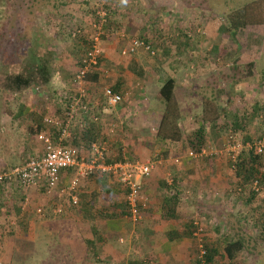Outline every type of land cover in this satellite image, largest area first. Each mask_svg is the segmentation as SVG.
<instances>
[{
    "label": "rangeland",
    "instance_id": "1",
    "mask_svg": "<svg viewBox=\"0 0 264 264\" xmlns=\"http://www.w3.org/2000/svg\"><path fill=\"white\" fill-rule=\"evenodd\" d=\"M65 2V0H0V60H2V62L4 63V65H2V68H0V75L7 72L8 69H6L5 65L10 63L11 59L15 58V55L21 57V55L24 54L25 49L28 47L27 45H29L32 40L37 43V46H42L44 43L45 45L43 48L45 49L41 47V50H47L52 53V75L50 84L44 86L39 92L34 91V89H27L23 93L13 95L0 91V117H2L3 114L1 113V111L10 112V109L12 107L17 106V102L19 100H22L24 102L23 104H21L20 108H24L25 105H27L25 104L26 100L28 105H32L33 107L34 105L36 106L34 110L40 111L41 109H43L45 110V115L49 116H53L59 113H56L55 111V108L57 106L60 111L65 106L66 99L64 95L67 92H71V78L77 67V57L80 54V52L75 50L74 48L77 44L80 45V48L83 49V46L85 44L81 41L86 40V38L89 36V32H87V30H83L85 29V27L77 23L80 22V24H84L82 20L83 18L79 17L81 16V11H83L82 8H85V11H87L82 13H84L85 16L84 19L86 21V26L89 28V22L91 23L92 21V14L91 12H89V8L95 10V7L98 8L99 6H103L107 7L108 11H110L111 7L115 5V2L110 3L109 0H86L88 5L80 3L81 6L79 7V2L82 1L70 0L69 4L73 6L69 8V12L71 13H68V11L64 10ZM129 2L130 0L126 1V4H128ZM146 2L147 3H145V5L148 6L147 16H149L150 18L148 20H151V23H154L155 25H157V27L162 26V30H160L163 31V36L170 35V46H167L168 48L166 53L160 52L159 49L157 55L155 53L154 55L150 56L142 50L141 52L134 54L137 59H135L132 55L131 57H126L128 58L126 59L128 73L130 72L128 63L129 61L132 62L133 60L137 62V64L145 72L143 73L141 79H135L130 72L131 77H133L135 80L141 81H138V84L135 85L134 80H131V84H128L123 90L127 96L130 95V97L132 96L136 100V96L140 98L137 100L138 103L135 104H140V106L144 107L147 106V109L149 110L157 109L158 112L159 110H162L163 105L159 100V97L156 98L154 95L150 96V91H152V89L155 90V87L163 83V81L170 76L175 83V87L173 88V95L177 106L182 109V112L186 111V113H190L191 116L193 114L195 119L202 117L201 115L194 113H196L197 105L201 103L203 96L205 99L207 98L206 100H208V98L214 100V103L219 107L223 106L220 107L219 111H214V113H212L211 115L209 114V117H213L214 115L217 116V125H228L229 120L232 119L231 115L234 113V111H232L233 109L235 110V112L240 109L242 113V108L249 107V105L254 104V101H257L260 106L261 104H263L264 88L260 87L259 78L262 70H264V6L250 13V24H248V30L249 32H253L254 36L248 38L251 40L254 39L252 41L255 44L250 42V45L252 46L247 48L243 47L237 55L238 58L243 57L244 59H252L253 75L248 79H245L244 82L238 83V85L233 86L234 89L239 90L238 94L228 95V92H224L222 94L218 93L215 96L213 92L209 94L210 91L208 90V87L210 86L213 89L214 87L216 88V86H218V79L220 75L227 72V67L224 65L221 66L220 62L218 60H215L216 56L209 52V48L212 44H216L223 47H229V52H232V47L229 45V41L221 36L216 30V24L221 21V18L218 15V13L221 12V8L208 9V4L205 0H170V2L165 3L162 0H146ZM103 3L105 4V6ZM59 4L62 5L60 8L58 6ZM186 5H192V7L195 9L191 10L186 7ZM66 6L65 8L67 10L68 8ZM142 8L145 9V7ZM127 9V15L129 10H131L130 13H133L135 15L137 13V4L134 2L130 3L129 8ZM139 13H141L140 10L138 14ZM68 15H70V17H74V19L68 17ZM204 16L208 17L207 21L203 19ZM140 19L142 20V18ZM194 20L197 21V23L201 24L200 30L203 32L201 40H197V33L194 31L193 33H191L189 46L185 48L183 46L177 47L176 44H178V42L175 29H181L183 33L185 29L189 30V27L192 28L193 26L194 28V25H192L194 23ZM175 24H177L176 27L178 28H175ZM146 25L148 26V29H150L149 27H151L153 24L146 22ZM41 27L42 29L44 28L43 33H41ZM60 29L62 31H59ZM57 30L59 32L58 35L62 36L63 38L61 41L62 43L59 44L53 43L54 37L52 33H56ZM74 30L79 31V35L77 37L71 36V32ZM148 32L152 33V31ZM136 35L140 36L139 34ZM116 36L118 38L119 35ZM122 37L125 40L130 36L124 37L123 35ZM104 39L105 37L101 35L99 42L100 51L102 50L101 41ZM114 50L115 57L112 58H120L121 55L119 54V50ZM81 55H83V53H81ZM101 56H103L102 53L100 54V57ZM103 59L104 57L98 59V63L100 61L102 66L106 65V63L102 62L105 60ZM60 62H62V66ZM171 66H174L175 68L171 69ZM105 71L110 70L109 68H106ZM88 76L89 75L87 74L86 81ZM145 82H147L148 85H146ZM199 84L203 87L202 90L205 93V95H202V97L197 89ZM99 86L100 85H97L96 88H98ZM140 86L141 88L143 87L142 91L144 94L140 93ZM149 86H151V88ZM146 88H150L149 91H147ZM85 92H87V89H85ZM233 92L234 91H232V93ZM25 95L28 96H26L25 98ZM205 102L207 103V101ZM238 105L239 107H237ZM22 110L23 109H21V112ZM16 112L17 111L13 112L14 114L10 115V120L17 122L21 121L22 118H26V116L16 117ZM259 119L260 116L257 119H253L252 122L249 123L247 130L245 131L246 136H243V134H241V131H225L226 127H224V130L222 128L221 130L213 132L211 130V125L208 123L209 119L207 118L205 119L206 123H204L203 125V131L205 133L203 140V143L205 145L203 147H206V149L212 152V155H210L211 157L214 156L219 159H223V156L230 157L229 152L226 153L222 149L223 137H225V135H228L230 132L233 133L238 142L240 141L242 143L246 142V140L248 141V139L256 138L260 134L264 133V124H262ZM195 121L190 124H187L186 121H183L182 125L184 124L183 128H185L184 130L186 135L190 129H194L196 127ZM6 122L12 121L8 120ZM6 124H8L7 127H12L10 128V131L6 130V134H10L11 132V136L15 137L16 142H18V131L15 124ZM112 125L110 126L112 127ZM114 129L115 128L113 126V132ZM243 137H246L247 139L243 140ZM35 139L37 140V138ZM36 147L38 148L37 144ZM183 148L185 147L182 146L181 148H177L179 149V153ZM261 153L262 161H264V150ZM166 155H168V153L164 156ZM172 155L173 154H171L170 157L173 159L177 157L174 155V157H172ZM149 160H153V154L149 156ZM173 163L178 164L179 159L178 162L173 161ZM172 175L173 174L170 171L169 175L162 178L163 186L167 185L165 179H171V183L172 180L176 179L174 176V178L171 177ZM224 176L220 180L217 179V181H212V183L214 184L215 182H219L217 190H215V192H212L213 196H210L212 198H207V194L203 195L201 186H195V188L192 189L191 187L193 185H189V180L191 179H185V181L181 183L178 182L179 186L177 187V190L182 193L181 197L184 198V200L181 199V202H186L189 204L187 205L186 203H184L179 207L178 212L179 214H181L180 219H182L183 222L194 220V222L197 223V221H202L201 225H197L200 227L199 232H197L196 235L192 234L196 240H191L190 246L192 252H189V257L185 259V261L187 264H194L196 259H199L200 253L197 252V250L199 248L198 245L200 243L201 233H204L203 237L210 241L216 239V237H218V233L229 231L230 233L240 232V234L248 237V250L239 252L237 254L236 264H264V236H261L253 225L259 221L264 222V185L259 189L257 193L253 195L251 199H249V193L247 192V190H244V192L242 191L240 195H237V193H235L237 192L235 189L237 186L233 181L234 178L231 171L228 170ZM174 185L175 182L173 181V184L171 186ZM184 188H190L191 192L183 193L181 190L184 191ZM208 188L212 190L211 187ZM221 189L223 190V193L221 192ZM233 189H235V192ZM216 192H220L218 194L219 196H217ZM39 193H41V191ZM212 193H209V195H211ZM53 197L55 199L58 196L53 195ZM67 197L69 199V194H65L64 197H60V200L67 199ZM15 200L17 201V203H19V194H16ZM69 202L70 201H67V204L69 206L72 205ZM97 202L103 205L107 204V206L120 205L121 209L125 212V207L123 205L121 195H118L117 197H108L105 200L98 198ZM13 205H16L14 199L12 201V205L11 203L9 205L11 206L9 208V211H4L3 213H10L12 214V216H19V218H22L20 210H15V207H13ZM32 207H28V205H26V209H24V211L26 210V212L24 213H26L27 215H25L28 216V213L30 212L29 215L32 216V218H37L39 214L35 213V211H33L34 209H31ZM108 208H110L109 210L112 209V207ZM112 211L113 210H111V212ZM93 214L94 218L91 217V219L88 220L90 221L89 224L93 225L95 228L94 234L89 231V224L82 225L80 226V228L82 229L83 235H90L91 233L92 235L90 236H92L93 239H97L99 235L105 233V231H103V227L105 226L102 222L106 216L104 215L105 213H102L101 211H96ZM90 216H93L92 213H90ZM16 218L17 220H19L18 217ZM17 220L15 219L14 221L17 222ZM215 223L216 225L213 226V224ZM17 224L18 228L13 231L8 230L7 227L0 229V264L75 263V260L72 261L70 258H68L65 252L63 255V249H61L60 246L55 245L53 240H56V237H54L55 239L52 237L51 241H49V238L47 239V237L42 239H39L38 237H32L33 240L31 241L30 238L26 239L28 237H26L27 231L24 229V225L22 224V222H17L14 227H16ZM153 225L154 224L151 220L150 223H146L145 227L139 231H144L146 233L149 230L148 232H150ZM217 227L218 231L215 230V228ZM128 230H130V227H128ZM2 231H4V233ZM136 233L138 234V231L135 232L136 239L127 235L125 240L121 237H112L106 235L109 236L110 242H112L111 252H131L135 256L139 255L137 254V252H147L143 248H145L146 245L150 246L153 242L149 241L150 243H148V241H144V239L142 238L143 236L138 237ZM150 234L151 236H153L152 231L150 232ZM142 257L143 258L141 259V261L143 262V264H155L149 256L142 254ZM216 260L220 264H225L226 262L221 258V255H217ZM81 261L82 264H123L125 263L126 259L122 258L118 260H109L104 258L96 259L93 257Z\"/></svg>",
    "mask_w": 264,
    "mask_h": 264
},
{
    "label": "crops",
    "instance_id": "2",
    "mask_svg": "<svg viewBox=\"0 0 264 264\" xmlns=\"http://www.w3.org/2000/svg\"><path fill=\"white\" fill-rule=\"evenodd\" d=\"M65 1L66 2L64 3V10L68 11V13H71L69 12V8H71L73 5L69 4L70 0ZM80 1L82 2H79V7L86 0ZM126 1L129 0H109L110 3L115 2V5L113 4L114 6L111 7V10L107 14L109 22L108 26H103V31L101 33V35L105 37V39L101 41V53L103 55L101 57H104L105 60L103 59L104 61L102 62L106 63V65L102 66L99 61L97 66L88 74L89 76L87 77V81L84 83L83 87L84 90L87 89V92H85L86 99H88L90 102H100V120L97 123L98 125H95L96 123H93V127H97L95 128V131H93L89 135V138L96 139L99 142H103L105 144V159L116 156L117 151L120 152V156L123 158V160H132L134 158H139V160H147L149 159V156L153 154L152 161H154V166L150 174L141 180L142 190L147 196V203L141 211V218L137 222H131L124 216L116 215L107 217L108 214H104L106 217L104 218L102 223L105 226L103 227V231H105V233L102 235L98 234L99 236L97 239H93L92 236H90L92 235L91 233L90 235H83L80 226L89 224L90 221L88 219H91V217L94 218V212L101 211L102 213H110L111 210H113V207H116V211L118 208L121 210L120 205L107 206V204L103 205L97 202L98 198L105 200L108 197H117L119 195V191L115 185H111L110 181L104 180L103 175H100L98 173H94V175H91L89 177H80L78 179L76 188L73 192H71L76 195L77 201L75 204L69 206L67 204V201H70V198L68 199L67 197V199L60 200V197H64L65 194H69L68 191H65V188L67 187L69 180L72 178L74 173L73 168H70L60 172L56 186L48 191L43 187L30 188L23 191L14 183L5 186L4 183L0 182V229L7 227L8 230L13 231L18 228V224L16 227H14V225L17 222L21 221L24 225V229L27 231L26 237H28L26 239L30 238V240L32 241V237H38L39 239L47 237V239L49 238V241H51L52 237H56V240H53V242L56 246H60V248L63 249V255L65 252L68 258H70L72 261L75 260V263L72 262L71 264H82L81 260L93 257L96 259L104 258L109 260H118L125 258L126 261L123 264H143V262L141 261V259L143 258L142 254L149 256L155 264H187L185 259L189 257V252H192L190 242L192 239L196 240L192 235L194 229V227L192 228L194 220L183 222L182 219H180L181 214H179L178 209L181 204H184L186 202H181V199L184 200V198L181 197L182 193L177 190V187L179 186L178 182L181 183L184 182L185 179H191L189 180V185L193 186L190 187L193 189L195 188V186H201L203 195L207 194L208 198L210 196H213L212 192H215V190H217L219 184V182H215L214 184L212 183V181L222 179L228 170L224 167L223 159H219L214 156L210 158H188L184 156V151L187 148H183L179 153V149H177V147L175 149V146H173V141H158L156 137H154V135L158 126V117L161 113V110H159L158 112L157 109L149 110L147 109V106L144 107L140 106V104L137 105L135 103H138L137 100L140 99L138 96H136V100L132 96H127L124 93V88H126L128 84H131V80H134L135 85L138 84V81H141L135 80L130 76V72L128 73L126 63V59L128 58L126 57H131L132 55L135 59H137L134 54L141 52L142 50L137 49L131 54L121 55L120 58L113 59L112 57H115L114 49H118L120 54V49H122L127 41L132 37H142L150 44L154 46L156 45L157 49L159 48L161 43H166L168 46H170V35L163 36V31H161L162 26L157 27V25L151 23V20H148L150 18L149 16H147L148 6L145 5V3H147L146 0H130L128 4H126ZM162 1H164V3L170 2V0ZM133 2L137 4V13L134 15L133 13H130L131 10H129L127 15V8H129V4ZM86 5L88 4L86 3ZM58 6L60 8L62 5L59 4ZM65 6L68 8L67 10ZM142 7H145V9H143ZM186 7L191 10L195 9L192 7V5H186ZM138 9L141 11V13L139 14ZM82 10L83 11H81V16L79 17L83 18L82 20L84 24H80V22L77 23L81 26H84L85 29L83 30H87V32L90 33L91 27L89 26L88 28L86 26V21L84 19L85 16L84 13H82L87 11H85V8H82ZM68 17H70V15H68ZM70 18L74 19V17ZM140 18H142V20ZM146 22L153 24L151 27H149L150 29H148V24L146 25ZM90 24L91 23L89 22V25ZM176 26L177 24H175V27ZM40 30L41 33H43L44 28L42 29L41 27ZM59 31L62 30L60 29ZM148 31H152V33H149ZM58 33V30L56 33H52L54 37L53 43H62L61 41L63 38L62 36L58 35ZM136 34H139L140 36H137ZM116 35H119L118 38ZM123 35L124 37H130L124 40L122 37ZM201 38L202 36H199L198 41H200ZM44 45L45 44L43 43V45H39V47L43 48ZM101 57L99 59H101ZM60 63L62 66V62ZM106 68H109L110 71H105ZM174 68V66H171V69ZM143 73L145 72L143 71ZM170 78L172 77L170 76L165 80ZM117 83L119 85V89L117 91L124 94L122 101L114 106H106L102 104V87H114ZM145 84L148 85L147 82H145ZM161 84L155 87V90L152 89V91H150V96L154 95L157 98V92ZM71 85L72 87L70 88V90L74 88V85L72 83H70V86ZM97 85L100 86L96 88ZM235 85H238V83H235L234 80L232 82V80L224 79L222 78V76H220L218 79V86H216V88L214 87L212 89L210 86L208 87V90L210 91L209 94L213 92L216 96V94L218 93L222 94L224 92H228V95H236L239 93V90L233 88V86ZM149 87L151 88V86ZM142 88L140 86L139 90L141 94H144ZM150 88H146L147 91H149ZM197 89L201 97L202 95H205L202 90L203 87L200 84ZM25 91L26 90H24V92ZM232 91L234 92L232 93ZM26 96L28 95H25V98ZM204 99L205 98L203 96L201 103L197 105L196 113H194L201 115V118L195 119L193 114L191 116L190 113H186V111L182 112V109H180L182 122L179 128L181 130L185 129L183 128L184 124L182 125L183 121H186L187 124H190L196 120L195 123L198 121V124L204 125V123H206L205 119L208 118V123L210 125L216 124L217 116L214 115L213 117H209V114L211 115L212 113H214V111H219L220 107L223 106L219 107L211 98H208V100H206L207 98L205 100ZM205 101H207V103ZM23 103L24 102L22 100H19L16 107H12L11 109L9 108L10 112L1 111V113L3 114L2 117H0V171L8 169L15 162L21 160L29 153L37 155L40 151V149L38 150L36 147V140L32 139V137L28 136V134L26 133L25 125L27 124L26 122L30 121L29 118H24V120L22 119V121L17 122L10 120V115L14 114L13 112L17 111V115L19 114L20 117H22L28 115V111L34 110V108L36 107L35 105L34 107L32 105H28L25 100V104L27 105H25L24 108H20L21 104ZM27 106H29L28 109ZM237 107H239V105ZM21 109H23L22 112ZM232 111H234V113L231 115L233 119L235 117L237 118V116L241 113L240 109L236 112L234 109ZM4 114H6L7 117ZM8 120L12 122H6ZM6 123L15 124L18 131V142H16L15 137L11 136V132L10 134H6V130L10 131V128H12L11 126L7 127L8 124ZM110 125H112V127ZM113 126L115 128L114 132ZM183 132H185V130H183ZM244 133L245 130H243L241 134H243V136H246L244 135ZM184 141L185 139L180 140V145H178L180 146V148L183 146L182 144L184 143ZM165 150L166 154L168 153V155H160V153ZM84 151H86L87 153L88 145L85 146L82 144L81 152ZM171 154L179 157L178 164L173 163V158L170 157ZM173 155L172 157H174ZM170 171L173 174L171 177L174 176L176 179H174L175 185H168L170 186V188L167 189L175 197V200H171V203L174 204V213L169 217L163 212L161 204L166 192L165 187L163 186L162 178L169 175ZM207 186L211 187L212 190ZM184 189V191L181 190L183 193L191 192L190 188ZM40 191L41 193H39ZM222 191L223 190L221 189V192ZM209 193L212 194L209 195ZM216 193L217 196H219L218 194L220 192ZM16 194H19V203H17V201L15 200ZM53 195H56L58 197L54 199ZM23 196L27 197V201L22 205L21 201ZM13 199L16 203V205H13V207H18L22 214V218L16 216L19 218V220H17V218L15 216H12V214L10 213H3L4 211H9V208L11 207L9 205L10 203L12 205ZM186 204L189 205L188 203ZM26 205H28V207L33 206L31 209L39 206L42 208V213L38 216L36 215L37 218H32V216L29 215L30 212L28 213V216H26L27 214L24 213L26 212V210L24 211V209H26ZM57 206H61V213H56L55 211H53V209H55ZM108 207H112V209L109 210L110 208ZM90 213H92L93 216H90ZM112 213L116 212L112 211ZM15 219L17 220V222L14 221ZM151 220L154 224L151 230L153 236H151L150 234L151 231L148 232L149 230L146 233L144 231L140 232L139 230L143 229L145 227V224L148 222L150 223ZM197 223V225H201L202 221H197ZM214 225H216V223L213 224V226ZM128 227H130V230H128ZM137 231L138 234H136L138 235V237L143 236L142 238L144 239V241H148V243H150L151 241L153 242L150 246L146 245L147 247L145 246V248H143L147 252H137V254L139 255L136 256L131 252H111L112 242H110L109 236L121 237L125 240L127 235H129L136 239L135 232ZM2 232L4 233V231ZM201 234V236L204 235V233ZM86 239L92 240L97 252L91 253L88 250L84 241ZM196 262L197 259L194 264H196Z\"/></svg>",
    "mask_w": 264,
    "mask_h": 264
},
{
    "label": "trees",
    "instance_id": "3",
    "mask_svg": "<svg viewBox=\"0 0 264 264\" xmlns=\"http://www.w3.org/2000/svg\"><path fill=\"white\" fill-rule=\"evenodd\" d=\"M208 4V9H217L221 8V12L218 13V15L221 18V21L218 22L216 30L219 32L221 36L226 38L229 41V45L232 47V52H229V47H223L216 44H212L209 48V52L216 56L215 60H218L220 62L221 66L227 67V72L220 75L224 79L228 80H234L235 83H242L245 81V79H248L252 76V69H253V61L252 59H244L243 57L238 58L239 51L242 50L243 47H251L250 42L255 44L252 40L249 39L254 36L253 32H249L248 30V24H250V13L254 12L255 10H258V8L264 6V0H205ZM86 4L87 2L84 1ZM104 4V3H103ZM105 6V4H104ZM96 8V7H95ZM108 14L107 7H104ZM90 9L91 14L93 15L94 9ZM197 13V12H196ZM196 15V14H195ZM194 15V16H195ZM206 16H204V20L207 21ZM106 24L105 27L108 26V18H106ZM197 23V21L194 20V28L192 26L189 27V30L185 29V31L182 33L181 29H175L176 31V38L178 44H176L177 47L183 46L184 48L189 46L191 33L194 31L197 33L196 37L197 40L199 36H202L203 32L201 29V24ZM178 28V27H175ZM77 29V28H75ZM103 29V27H102ZM197 29V30H196ZM192 31V32H191ZM25 33V32H24ZM74 33V35H72ZM78 30H74L71 32V36H78L79 34ZM186 35V36H185ZM249 37V38H248ZM143 39L142 37H139ZM85 45L83 46V49L80 48V45L75 46V50L79 51L80 54L77 57V67L75 69V72L81 68L82 66V58L84 55L85 50L87 49L89 45V40L86 38V40H82ZM80 42V43H81ZM172 43V42H171ZM82 44V43H81ZM36 45V46H35ZM150 48L154 51V54H158L157 52L160 49V52H167V44L161 43V47L156 48V45L149 44ZM28 47L25 49L24 54L21 55V57H18L15 55V58L11 59L10 63L6 64L7 72L0 75V91L8 94H18L23 93L24 90L27 89H34V91L39 92L44 86L50 84V79L52 75L51 67H52V60L51 56L52 53L47 50H41V47L37 46V43H35L33 40ZM223 47V48H221ZM256 47V46H254ZM45 49V48H43ZM74 51V52H77ZM83 53V55H81ZM100 58V57H99ZM244 59V60H243ZM0 68H2V65L4 63L2 60H0ZM96 65L94 66V68ZM129 71L131 72L132 76H134L135 79H141L143 76V70L142 68L135 62L134 60L132 62L129 61L128 63ZM93 70L90 69L87 74H89ZM74 75V74H73ZM263 76H264V70H262L260 75V87L264 88V82H263ZM73 77V76H72ZM73 79V78H71ZM73 84V81H72ZM173 88H174V81L172 78L167 79L164 81L157 92V97H159V100L161 101L163 108L161 110V113L158 117V126L155 132V137L158 141H173V146L179 148L180 145L179 142L182 139H185L184 143L182 144L183 147L189 148L193 151H197L199 147L204 146L203 143L204 140V131H203V125L198 124V121L195 123L196 127L194 129H190L186 135L183 130L179 128L182 122V115L181 110L177 106V103L174 99L173 95ZM112 90L117 91L119 89L118 83L111 87ZM263 105V106H262ZM29 107V106H28ZM28 109V108H27ZM66 110V104L62 108V112L60 109H58V106L55 108V111L57 113L56 115H45V110L41 109L40 111L37 110H30L28 111V115H26V118H29L30 121L26 122L25 125L26 133L28 136H31L32 139L36 138L37 133H39L41 130L44 129L43 124V118L44 117H59L64 118V112ZM262 112V114H261ZM20 116L19 114L16 115ZM260 116L259 121L264 124V102L261 104V106L258 104L257 101H254V104L249 105V107H244L243 112L240 113V115L235 117L234 119H230L228 125H217L213 124L211 125V130L213 132H216L217 130H221L224 127L226 130H231V132H237V131H246V127L249 125L250 122H252L253 119H257ZM24 120V118H22ZM22 121V120H21ZM98 123V122H97ZM95 125H98V124ZM97 126L93 127V123L88 124L85 128L76 130L75 128L72 131V137L70 139H67L65 141V144L73 145V146H80L88 145L92 141H98L93 138H89V135L95 131V128ZM48 132L51 134L53 132L52 128L48 129ZM230 133V132H229ZM52 135V134H51ZM246 135V133H244ZM264 136V133L260 134L258 137ZM53 137V135L51 136ZM256 137V138H258ZM227 139V135L223 137L222 144ZM247 139L246 137H243V140ZM253 139V138H252ZM252 139H248V141H252ZM36 140V139H35ZM247 141V140H246ZM99 142V141H98ZM36 144L38 146V150L41 147L40 142L36 140ZM181 145V146H182ZM106 148V146H105ZM32 152V151H31ZM117 157L114 156L112 158H106V162L111 161H122L123 158L120 156V152L117 151L116 153ZM166 154V150L161 152L160 155L164 156ZM212 155V153L210 154ZM210 155H206L205 157L202 156L200 158H209ZM262 153H255L252 150H240L238 155H236L234 158L223 156V162L225 169L232 172L233 175V181L235 185L237 186L235 189L237 192V195H240L242 191L247 190L249 193V199L253 197L255 193L259 191V189L264 185V161H262L261 157ZM35 156L33 153H29L27 156L23 157L21 160L15 162V164H19L23 162L24 160ZM12 165V166H13ZM10 166V167H12ZM9 167V168H10ZM95 173V172H94ZM94 173H91L87 175L86 177H89L91 175H94ZM103 175V179L110 181L113 185H115L119 191V195L122 196V202L124 203V196H125V189L121 187L116 180L110 176L105 174ZM170 184V186L173 184ZM254 184V187L256 190L252 187V184ZM168 185H164L165 187V195L162 199L161 207L163 209V212L165 215H168L169 217L174 213L173 209V203H171V200L175 197L172 193H170L168 188H170ZM42 188V187H39ZM169 191V192H168ZM83 206V205H82ZM125 207V203H124ZM18 210L19 208L15 207V210ZM116 207H113V211L116 213H109L107 217L112 216H125L126 215V208L125 212L121 209L115 210ZM106 214V213H105ZM255 229L259 232L261 236H264V222L259 221L255 224H253ZM196 225L193 224L192 227H196ZM90 232L94 234L95 228L93 225H90L89 228ZM216 231H218V227L215 228ZM202 235V234H201ZM85 245L88 248V250L92 252H97L93 242L91 239H86ZM200 244L203 249V254L200 256L199 259H197L196 264H220L216 260L217 255H221V258L224 259L225 264H236V256L239 252L247 251L248 246V237H245L243 234H240V232L237 233H230L229 231H225L223 233H218V237L216 239L208 241L205 237L201 236Z\"/></svg>",
    "mask_w": 264,
    "mask_h": 264
},
{
    "label": "built area",
    "instance_id": "4",
    "mask_svg": "<svg viewBox=\"0 0 264 264\" xmlns=\"http://www.w3.org/2000/svg\"><path fill=\"white\" fill-rule=\"evenodd\" d=\"M107 11L103 6L96 7L92 15L89 33V45L82 58V66L73 75L74 88L71 92L65 93L66 110L64 118L44 117V129L37 133L36 138L41 147L37 155L30 157L19 164L0 171V182L5 186L14 183L23 191L30 188L43 187L45 190L53 189L59 178L61 171L73 168L74 173L69 180L65 191L69 193L70 203L73 205L77 201L74 189L77 186L78 179L91 173L105 174L112 176L116 182L125 189L124 203L127 218L131 222H137L141 218V211L146 206L147 196L142 190L141 180L147 177L153 166L152 160H122L106 162L105 144L103 142L92 141L89 144L88 151L81 152L80 146L65 144L67 139L72 137V131L75 128L80 130L90 123H97L100 120V102H90L86 99L84 83L86 82L87 72L94 68L98 63L101 51L99 47L102 27L106 24ZM74 35V33H72ZM150 43L139 37L130 38L125 46L120 49V55H127L141 49L150 56L154 51L150 48ZM264 82V76H263ZM15 95V94H13ZM102 104L114 106L122 101L123 94L114 91L109 86H103L101 89ZM52 128L51 134L48 129ZM223 150L231 158L238 155L240 150H252L255 153H261L264 150V136L253 138L252 141L238 142L233 133L227 135ZM212 152L206 147H199L197 151L186 149L184 156L188 158H197L210 155ZM179 157L173 159L178 162ZM166 184H171V179H165ZM252 184V187L256 190ZM27 197L23 196L21 204H25ZM35 213L41 214V207L34 208ZM56 213H61V206L53 209ZM197 223L194 222V225ZM200 227L194 228L193 235L199 232ZM199 258L203 254L201 244L198 245Z\"/></svg>",
    "mask_w": 264,
    "mask_h": 264
},
{
    "label": "clouds",
    "instance_id": "5",
    "mask_svg": "<svg viewBox=\"0 0 264 264\" xmlns=\"http://www.w3.org/2000/svg\"><path fill=\"white\" fill-rule=\"evenodd\" d=\"M148 54V53H147ZM149 55V54H148Z\"/></svg>",
    "mask_w": 264,
    "mask_h": 264
}]
</instances>
